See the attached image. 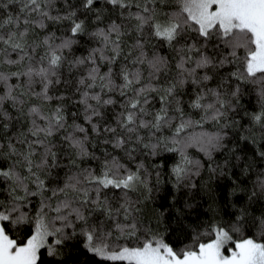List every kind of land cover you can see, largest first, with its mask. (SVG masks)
I'll return each mask as SVG.
<instances>
[{
	"label": "snow or ice",
	"instance_id": "obj_1",
	"mask_svg": "<svg viewBox=\"0 0 264 264\" xmlns=\"http://www.w3.org/2000/svg\"><path fill=\"white\" fill-rule=\"evenodd\" d=\"M0 264H264V0H0Z\"/></svg>",
	"mask_w": 264,
	"mask_h": 264
}]
</instances>
